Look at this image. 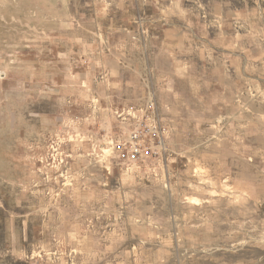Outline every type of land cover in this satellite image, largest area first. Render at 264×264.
I'll return each mask as SVG.
<instances>
[{"label":"rangeland","instance_id":"rangeland-1","mask_svg":"<svg viewBox=\"0 0 264 264\" xmlns=\"http://www.w3.org/2000/svg\"><path fill=\"white\" fill-rule=\"evenodd\" d=\"M0 264H264V0H0Z\"/></svg>","mask_w":264,"mask_h":264},{"label":"built area","instance_id":"built-area-1","mask_svg":"<svg viewBox=\"0 0 264 264\" xmlns=\"http://www.w3.org/2000/svg\"><path fill=\"white\" fill-rule=\"evenodd\" d=\"M156 125L153 118L147 116L140 126L127 138L116 141L113 152L126 165H137L150 161L158 154L155 138ZM157 147V149L155 148Z\"/></svg>","mask_w":264,"mask_h":264}]
</instances>
